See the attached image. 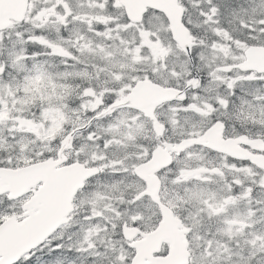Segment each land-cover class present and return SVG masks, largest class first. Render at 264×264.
I'll return each mask as SVG.
<instances>
[{
	"label": "snow or ice",
	"instance_id": "obj_1",
	"mask_svg": "<svg viewBox=\"0 0 264 264\" xmlns=\"http://www.w3.org/2000/svg\"><path fill=\"white\" fill-rule=\"evenodd\" d=\"M0 264H264V0H0Z\"/></svg>",
	"mask_w": 264,
	"mask_h": 264
}]
</instances>
